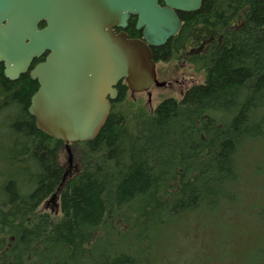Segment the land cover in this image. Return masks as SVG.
<instances>
[{"label":"trees","instance_id":"1","mask_svg":"<svg viewBox=\"0 0 264 264\" xmlns=\"http://www.w3.org/2000/svg\"><path fill=\"white\" fill-rule=\"evenodd\" d=\"M182 20L154 60L185 59L203 82L154 109L120 82L70 160L28 113L38 83L0 64V264H159L145 241L170 224L203 239L247 225L264 242V0H204Z\"/></svg>","mask_w":264,"mask_h":264},{"label":"water","instance_id":"2","mask_svg":"<svg viewBox=\"0 0 264 264\" xmlns=\"http://www.w3.org/2000/svg\"><path fill=\"white\" fill-rule=\"evenodd\" d=\"M204 0H0V64L11 81L30 74L39 85L28 113L36 128L71 146L95 140L125 81L132 94L164 87L153 48L182 26ZM130 17L144 39H130ZM45 25L40 28L41 25ZM44 61L32 68L34 61Z\"/></svg>","mask_w":264,"mask_h":264},{"label":"rangeland","instance_id":"3","mask_svg":"<svg viewBox=\"0 0 264 264\" xmlns=\"http://www.w3.org/2000/svg\"><path fill=\"white\" fill-rule=\"evenodd\" d=\"M157 70L158 80L171 82L170 86H155L150 91V98L144 93L130 95L133 100L142 101L149 109H154L166 98L180 99L188 88L204 80L203 73L197 72V69L185 59L181 62H160L157 64ZM0 133H6L5 127L0 126ZM258 181L251 179L249 188L259 183ZM247 198H243L244 204ZM254 200H257L255 195ZM253 213L250 221L249 215L243 216L246 223L256 222V208ZM232 219L231 217L228 220L233 221ZM195 224L197 223L194 222L193 225L188 226L189 229L184 231L181 230L183 226L181 228L178 224H170L167 227L169 232L163 238L158 241L156 239L145 241V243H150L152 249L154 247V252L157 251L156 257L160 258L159 264H254L257 260L258 264L259 262L264 264V255L261 258L256 255L257 250H264V242L257 240L259 233H249L250 229L247 225L232 227L231 232L216 231L213 234L208 231L207 238L203 239L199 235L201 232L196 230Z\"/></svg>","mask_w":264,"mask_h":264},{"label":"flooded vegetation","instance_id":"4","mask_svg":"<svg viewBox=\"0 0 264 264\" xmlns=\"http://www.w3.org/2000/svg\"><path fill=\"white\" fill-rule=\"evenodd\" d=\"M182 15L183 14H180V13H178V17L181 19V21L183 22V20H182ZM137 18L136 17H130V19H129V21H128V25L126 26V28H124V29H117L116 30V32L119 34V33H124V34H126L130 39H134V40H143L144 39V29L142 28V29H138L137 28ZM173 39V38H172ZM172 39H170L168 42H170ZM167 42V43H168ZM166 43V44H167ZM208 43V42H207ZM165 44V45H166ZM204 45L203 46H201V47H199V48H197V53H203V51H204ZM158 48H160V47H158ZM154 49L155 48H153L152 49V51H154ZM43 59V61H44V58H42ZM42 59H39V60H36V61H34V63H33V66H32V68H34L35 67V65H37L38 63H41V62H43V61H40V60H42ZM183 66H186V65H183ZM29 74V73H28ZM29 77H30V74L28 75ZM30 79H31V77H30ZM32 80V79H31ZM168 83V86H170L171 85V82H167ZM38 88H39V85H38ZM38 90V89H37ZM31 102V101H30Z\"/></svg>","mask_w":264,"mask_h":264}]
</instances>
